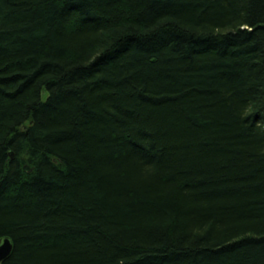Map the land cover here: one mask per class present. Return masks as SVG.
I'll return each mask as SVG.
<instances>
[{"label":"trees","instance_id":"trees-1","mask_svg":"<svg viewBox=\"0 0 264 264\" xmlns=\"http://www.w3.org/2000/svg\"><path fill=\"white\" fill-rule=\"evenodd\" d=\"M4 237L2 264H264V0H0Z\"/></svg>","mask_w":264,"mask_h":264},{"label":"water","instance_id":"water-1","mask_svg":"<svg viewBox=\"0 0 264 264\" xmlns=\"http://www.w3.org/2000/svg\"><path fill=\"white\" fill-rule=\"evenodd\" d=\"M12 247V241L9 237H4L0 240V264H2L4 260L8 258L12 251Z\"/></svg>","mask_w":264,"mask_h":264}]
</instances>
